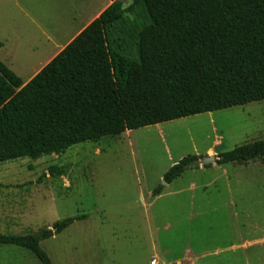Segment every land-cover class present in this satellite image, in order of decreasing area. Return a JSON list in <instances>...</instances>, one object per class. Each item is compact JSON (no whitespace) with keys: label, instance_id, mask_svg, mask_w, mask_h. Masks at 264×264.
<instances>
[{"label":"rangeland","instance_id":"374dc122","mask_svg":"<svg viewBox=\"0 0 264 264\" xmlns=\"http://www.w3.org/2000/svg\"><path fill=\"white\" fill-rule=\"evenodd\" d=\"M81 2L0 0V41L10 31L24 52L0 48V60L25 81L33 73L21 69L26 52L41 39L32 22L50 32L52 21L72 16ZM256 140H264V100L78 143L59 155L2 162L0 233H36L84 214L40 242L52 264H190L178 262L187 244L204 254L197 264H264V160L189 168L170 184L163 180L185 156ZM52 166L63 175L51 176ZM157 187L162 196L155 199ZM0 264L40 262L0 244Z\"/></svg>","mask_w":264,"mask_h":264},{"label":"trees","instance_id":"16d2710c","mask_svg":"<svg viewBox=\"0 0 264 264\" xmlns=\"http://www.w3.org/2000/svg\"><path fill=\"white\" fill-rule=\"evenodd\" d=\"M111 1L26 84L0 61V163L264 100V0ZM198 158L183 157L163 180L170 184ZM257 159L264 140L216 155L218 165ZM49 171L61 176L64 168ZM86 217L0 233V244L52 264L40 242Z\"/></svg>","mask_w":264,"mask_h":264},{"label":"crops","instance_id":"0c3cea01","mask_svg":"<svg viewBox=\"0 0 264 264\" xmlns=\"http://www.w3.org/2000/svg\"><path fill=\"white\" fill-rule=\"evenodd\" d=\"M80 1L82 2L79 4V6H77V10L72 16L68 15L66 16V18L51 22L50 32L43 29L42 25H38L36 22H32L37 25L36 27L41 33V39L40 43H38V46H35V48H29L26 52L30 57V60L28 59L26 66L21 67V69L25 71H31L33 73L29 75L25 81L21 79L23 84H26L28 81H30L37 72H39L49 61H51L71 40H73L83 29H85L94 19H96L100 15L101 12H103L112 3L111 0ZM120 1L122 2V0ZM16 39H18L17 35H14L9 31L8 35H5L3 41H0V48H9V51H7V53L9 54H15L17 56L23 55L24 52H22L20 43ZM5 65L8 67L7 64ZM214 147V156L216 157V155L219 153L216 148L219 146H211L207 148L205 156L213 155L214 153L212 154V150ZM196 156L201 157V155L198 154H196ZM212 166L219 167L217 163ZM151 196H153L155 199H158L162 196V193L160 192L158 195L151 194ZM234 246L235 245L225 247L222 248V250L232 249L234 248ZM219 252L220 249L215 250V253ZM180 256L181 257L178 259V262L186 260L189 261L190 264H197L199 258L203 257L204 254L197 249L192 248L191 245L187 244L186 247H184V249L182 250Z\"/></svg>","mask_w":264,"mask_h":264},{"label":"water","instance_id":"95a60500","mask_svg":"<svg viewBox=\"0 0 264 264\" xmlns=\"http://www.w3.org/2000/svg\"><path fill=\"white\" fill-rule=\"evenodd\" d=\"M216 164V157L214 155H207L205 157H199L198 159L190 162L187 165V168H199L206 165H215Z\"/></svg>","mask_w":264,"mask_h":264},{"label":"built area","instance_id":"2783aa9c","mask_svg":"<svg viewBox=\"0 0 264 264\" xmlns=\"http://www.w3.org/2000/svg\"><path fill=\"white\" fill-rule=\"evenodd\" d=\"M150 264H155V261L154 260H151Z\"/></svg>","mask_w":264,"mask_h":264}]
</instances>
